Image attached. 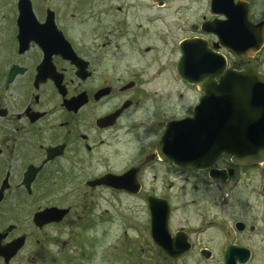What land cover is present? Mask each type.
<instances>
[{
  "label": "flooded vegetation",
  "instance_id": "obj_1",
  "mask_svg": "<svg viewBox=\"0 0 264 264\" xmlns=\"http://www.w3.org/2000/svg\"><path fill=\"white\" fill-rule=\"evenodd\" d=\"M18 1L0 61V157L16 163L0 161V217L27 213L0 220V245H19L0 264H84L97 224L137 243L139 264H264V162L222 153L193 169L157 152L201 95L179 77L180 44L201 38L228 68L264 74V0H30L20 22ZM242 24L262 36L251 56L217 38ZM20 26L34 35L23 48Z\"/></svg>",
  "mask_w": 264,
  "mask_h": 264
},
{
  "label": "water",
  "instance_id": "obj_2",
  "mask_svg": "<svg viewBox=\"0 0 264 264\" xmlns=\"http://www.w3.org/2000/svg\"><path fill=\"white\" fill-rule=\"evenodd\" d=\"M20 14L21 20L33 18L27 0L20 2ZM235 27L237 34L228 31L218 36L235 54L252 55L261 45V34L248 35L243 24ZM19 38L22 43V35ZM202 42V39H188L181 43L179 61L180 76L195 83L202 96L193 116L168 125L158 143V154L180 166L196 168L208 167L222 152L237 163L264 161V75L254 68L226 69L222 56ZM13 75L11 72L9 81ZM3 189L4 183L0 194ZM158 227L154 221L152 232ZM11 245L9 248L16 246ZM0 250L6 260L13 253V249Z\"/></svg>",
  "mask_w": 264,
  "mask_h": 264
},
{
  "label": "rangeland",
  "instance_id": "obj_3",
  "mask_svg": "<svg viewBox=\"0 0 264 264\" xmlns=\"http://www.w3.org/2000/svg\"><path fill=\"white\" fill-rule=\"evenodd\" d=\"M12 1L14 0H0V61L10 52L8 48V46L11 45L10 44L11 35H10V25H9L11 20L9 14L12 8ZM166 51L167 50H163L157 52V54L165 55V53H167ZM230 58L233 59L234 57L231 56ZM4 65L5 63H0V67ZM181 109L182 107L179 106L180 113H182ZM0 161L4 163V166L12 165V167H14L16 165L15 160L12 158L5 160L4 157H0ZM0 171H1V167H0ZM180 182L181 180H179V183ZM23 198L26 199L25 197ZM24 208H27V206L21 203L17 205V216L14 215V213L10 209L8 208L4 209L5 221L7 222V221H12L14 219L22 218L27 213V211H25ZM1 211H3V209L0 210V214L2 213ZM136 215L138 216V212L136 213ZM2 219L4 218L0 217V220ZM176 224L177 223H174V225ZM86 230L87 231L84 232V235L88 233L89 237L92 239V244L90 243L83 244L86 243L87 240H82V245L85 246V248H83L84 250L79 254L81 257L84 258L85 261L84 264H134L133 262H131V259H129V255L126 250L130 251L132 254L135 255L136 248L139 247V245L137 243H130L129 244L130 247H129L128 244L119 243V241H117V238L115 239V236L118 235V230H119L118 226L97 224L96 228L89 227ZM105 230L108 232L107 236L103 235V232ZM110 231H112V234L109 233ZM129 235L130 237H133L131 232H129ZM76 241L80 242V240H76ZM56 252L58 251L56 250ZM64 253H66V250L64 251ZM47 262L48 261H45L44 264H47ZM11 264H30V263H28L27 260L18 259ZM35 264H42V263L36 262ZM48 264H53V263L50 260Z\"/></svg>",
  "mask_w": 264,
  "mask_h": 264
}]
</instances>
